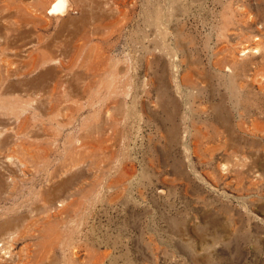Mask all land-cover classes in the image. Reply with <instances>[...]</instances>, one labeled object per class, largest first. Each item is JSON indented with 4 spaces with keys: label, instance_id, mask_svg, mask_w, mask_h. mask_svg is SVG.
<instances>
[{
    "label": "rangeland",
    "instance_id": "374dc122",
    "mask_svg": "<svg viewBox=\"0 0 264 264\" xmlns=\"http://www.w3.org/2000/svg\"><path fill=\"white\" fill-rule=\"evenodd\" d=\"M68 1L0 0V264H264V0Z\"/></svg>",
    "mask_w": 264,
    "mask_h": 264
},
{
    "label": "bare ground",
    "instance_id": "6f19581e",
    "mask_svg": "<svg viewBox=\"0 0 264 264\" xmlns=\"http://www.w3.org/2000/svg\"><path fill=\"white\" fill-rule=\"evenodd\" d=\"M71 8L72 6L68 0H52V3L50 5V8L48 10L49 12L47 13V15L50 17H56V18L64 17L70 14Z\"/></svg>",
    "mask_w": 264,
    "mask_h": 264
}]
</instances>
